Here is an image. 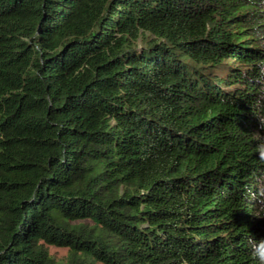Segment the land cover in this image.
Returning a JSON list of instances; mask_svg holds the SVG:
<instances>
[{
    "label": "trees",
    "instance_id": "trees-1",
    "mask_svg": "<svg viewBox=\"0 0 264 264\" xmlns=\"http://www.w3.org/2000/svg\"><path fill=\"white\" fill-rule=\"evenodd\" d=\"M262 118L264 0H0V264H258Z\"/></svg>",
    "mask_w": 264,
    "mask_h": 264
},
{
    "label": "clouds",
    "instance_id": "clouds-1",
    "mask_svg": "<svg viewBox=\"0 0 264 264\" xmlns=\"http://www.w3.org/2000/svg\"><path fill=\"white\" fill-rule=\"evenodd\" d=\"M258 131L254 133V139L258 142V152L257 155L259 159L264 160V118L258 121ZM255 218L264 219V212H257L254 215ZM250 254L258 264H264V238L256 240L255 238H250L248 241Z\"/></svg>",
    "mask_w": 264,
    "mask_h": 264
},
{
    "label": "rangeland",
    "instance_id": "rangeland-1",
    "mask_svg": "<svg viewBox=\"0 0 264 264\" xmlns=\"http://www.w3.org/2000/svg\"><path fill=\"white\" fill-rule=\"evenodd\" d=\"M48 254L53 257L56 261L62 262L67 258V248H61L56 246H47Z\"/></svg>",
    "mask_w": 264,
    "mask_h": 264
}]
</instances>
